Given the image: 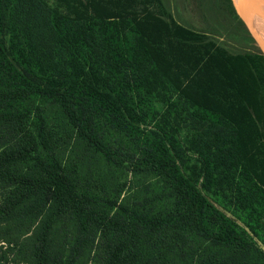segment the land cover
Instances as JSON below:
<instances>
[{
    "label": "trees",
    "instance_id": "1",
    "mask_svg": "<svg viewBox=\"0 0 264 264\" xmlns=\"http://www.w3.org/2000/svg\"><path fill=\"white\" fill-rule=\"evenodd\" d=\"M81 4L84 16L69 17L43 0H0V124L22 136L0 151V180L9 189L0 205V264H52L51 231L66 212L81 236L94 228L117 238L106 264H163L141 232L188 230L215 247L264 259V51L249 30L258 31L242 13L246 26L232 0H224L231 21L221 41L215 30L178 23L163 0ZM158 90L176 96L167 106L179 108L178 126L184 122L192 132L187 149L169 119L160 116L151 126L138 106L143 94ZM32 96L56 101L78 135L108 161L168 178L175 209L149 216L118 206L122 219L97 208L52 153L39 155V144L48 149L43 121L39 143L25 123L29 112L18 108ZM92 115L134 137L138 152H114L94 132ZM28 162L34 174L14 169ZM237 179L247 187L239 192V209L254 220L245 225L261 247L202 192L232 189Z\"/></svg>",
    "mask_w": 264,
    "mask_h": 264
},
{
    "label": "rangeland",
    "instance_id": "2",
    "mask_svg": "<svg viewBox=\"0 0 264 264\" xmlns=\"http://www.w3.org/2000/svg\"><path fill=\"white\" fill-rule=\"evenodd\" d=\"M43 1L49 8L62 15L84 16L81 0ZM233 1L245 21L243 12L237 7V2ZM163 2L178 23L194 29L215 30L221 34L218 35L219 41L228 39L225 32L229 30L231 16L226 10L224 0H163ZM249 32L261 51H264V40L261 35L251 29ZM168 99L176 102L175 95L165 90H158L151 95L143 94L138 106L148 112L151 126L160 116L169 119L174 137L187 149L192 132L184 122L178 126L174 111L179 108L167 106ZM18 108L29 112L25 123L39 143L37 132L40 119L43 121L41 134L48 149L39 144V155L46 158L48 152L52 153L65 173L74 180L78 192L96 199L97 208L104 209L110 216L118 212V216L122 219L126 214L118 210V206L129 212L149 216H163L175 209L176 197L168 178L151 172H132L108 161L78 135L56 101L32 96L20 103ZM153 115L155 118L152 119ZM91 122L94 132L117 154L128 156L138 152L139 146L134 137L130 138L125 133L114 130L100 117L92 115ZM21 137V134L12 131L10 125L0 124V151L10 148ZM187 156L191 164L197 163V156L194 153L187 152ZM14 169L20 173H35L31 162L18 163ZM185 173L189 172L186 170ZM8 190L6 182L0 180V205ZM202 192L217 209L246 230L253 241L261 247L259 239L252 236L245 225L255 224L254 220L238 206L243 199V195L239 192H247L243 181L237 179L234 188H227L223 192H218L214 187ZM141 233L153 254L162 260L163 264H217L221 258H228L229 264H264V259L253 252L244 253L229 247H215L189 230ZM116 240L112 232L103 233L94 228L85 236H81L72 213L66 212L57 220L51 231L52 264H106L107 248L112 241L116 243ZM0 245H3L1 235Z\"/></svg>",
    "mask_w": 264,
    "mask_h": 264
},
{
    "label": "water",
    "instance_id": "3",
    "mask_svg": "<svg viewBox=\"0 0 264 264\" xmlns=\"http://www.w3.org/2000/svg\"><path fill=\"white\" fill-rule=\"evenodd\" d=\"M233 3H234V1H233ZM234 6L236 8L235 3H234ZM243 6L250 13L252 18H255L256 20H260L264 23V2H263V0H243ZM236 10H237V8H236ZM238 14H239L240 18L243 20V18L239 12H238ZM244 23L246 24L245 21H244ZM246 26H247V24H246Z\"/></svg>",
    "mask_w": 264,
    "mask_h": 264
},
{
    "label": "bare ground",
    "instance_id": "4",
    "mask_svg": "<svg viewBox=\"0 0 264 264\" xmlns=\"http://www.w3.org/2000/svg\"><path fill=\"white\" fill-rule=\"evenodd\" d=\"M240 7L243 14L248 18V20L251 22V24L254 26V28L258 31V33L261 35L262 39L264 40V23L260 20H256L255 18H252L250 13L245 9L243 6V0H235Z\"/></svg>",
    "mask_w": 264,
    "mask_h": 264
},
{
    "label": "flooded vegetation",
    "instance_id": "5",
    "mask_svg": "<svg viewBox=\"0 0 264 264\" xmlns=\"http://www.w3.org/2000/svg\"><path fill=\"white\" fill-rule=\"evenodd\" d=\"M263 2H264V0H263Z\"/></svg>",
    "mask_w": 264,
    "mask_h": 264
}]
</instances>
